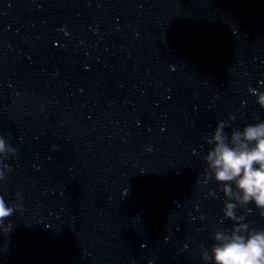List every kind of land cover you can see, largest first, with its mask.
<instances>
[{"label":"clouds","instance_id":"obj_1","mask_svg":"<svg viewBox=\"0 0 264 264\" xmlns=\"http://www.w3.org/2000/svg\"><path fill=\"white\" fill-rule=\"evenodd\" d=\"M250 91L264 108V93L255 89ZM224 127V122H219L207 141L213 147L204 158L207 164L205 183L209 177H214L223 185L227 198L224 216L238 223L230 232L214 234L216 243L211 256L205 251L203 259H211L213 264H264V230H249L248 225L241 222L244 217L235 214L237 205L246 207L251 203L264 217V121L249 124L242 131L234 129L230 138L223 131ZM15 151L0 137V157ZM3 177V171H0V179ZM14 207L0 196V224L13 214Z\"/></svg>","mask_w":264,"mask_h":264}]
</instances>
